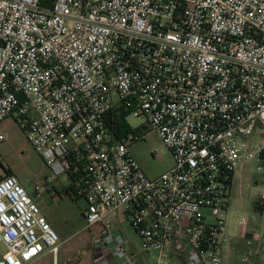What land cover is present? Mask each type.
Masks as SVG:
<instances>
[{
  "label": "built area",
  "instance_id": "2783aa9c",
  "mask_svg": "<svg viewBox=\"0 0 264 264\" xmlns=\"http://www.w3.org/2000/svg\"><path fill=\"white\" fill-rule=\"evenodd\" d=\"M119 106L169 149L159 176L131 151L144 136L108 127ZM9 117L100 225L96 263L135 264L107 218L118 209L155 264H221L234 178L251 161L264 175V0H0V125ZM0 244V264L59 251L13 174L0 178Z\"/></svg>",
  "mask_w": 264,
  "mask_h": 264
},
{
  "label": "crops",
  "instance_id": "0c3cea01",
  "mask_svg": "<svg viewBox=\"0 0 264 264\" xmlns=\"http://www.w3.org/2000/svg\"><path fill=\"white\" fill-rule=\"evenodd\" d=\"M9 119H13L20 124V120L15 117L5 119L0 125V134L3 133L6 138L7 136L4 129L6 120ZM0 167L2 168L0 169V174H2L0 178L8 174L17 176L21 184L36 198L42 213L55 230H60L62 222H69L68 219L64 220L66 219V202L69 197L73 199L77 197L75 200H78V205L84 217L80 229L60 234L61 240L57 255L49 248H46L39 256L24 262V264H98L95 262L98 250L93 240L100 234L101 227L100 225L87 227V222L83 213L84 202L81 201L76 192H74L75 187H73L72 179L68 175L52 176L44 161H42L40 169H17L12 166L6 167L0 159ZM246 170L247 169H240L241 175L235 176L230 198L234 190L235 182L238 181L241 185L244 178H246ZM36 183L43 185L44 189L40 195L35 191L34 187ZM71 187H73V190ZM260 212V215H255L251 225L248 224L247 226H243L241 224L240 229L237 231L234 229L233 225L231 228L229 227L227 211L229 240L224 247L221 264H232L231 258L238 252H240L239 255L241 256L245 253L249 256V260L243 264H264V209L260 210ZM107 218L116 232L122 233L124 224L130 226L127 216L121 210L116 209L111 211ZM87 228L90 229L88 233L86 232ZM127 231L128 236H124L126 238V248L133 256L134 263L155 264L156 257L142 251V243L136 233L132 229L130 230L129 227H127ZM84 232H86V234H84ZM82 234H84L83 237ZM103 253L111 259L110 252L107 249H103Z\"/></svg>",
  "mask_w": 264,
  "mask_h": 264
},
{
  "label": "rangeland",
  "instance_id": "374dc122",
  "mask_svg": "<svg viewBox=\"0 0 264 264\" xmlns=\"http://www.w3.org/2000/svg\"><path fill=\"white\" fill-rule=\"evenodd\" d=\"M127 121L134 128L141 127L146 122L145 118H137L132 114L127 116ZM4 132L7 138L0 142V159L4 165L17 169H40L43 160L28 140L19 122L13 119L6 120ZM131 151L145 173L152 178L159 176L173 163L169 149L154 130H150L143 139L133 142ZM242 169H247L246 178L241 185L238 181L235 182L228 210V225L230 228L233 225L237 231L241 227L242 219H246L247 225H251L255 215H260L257 198L264 193V175L256 170L254 162H248ZM77 201L69 197L66 202L64 220L68 219L69 222H62L60 230H56L59 238L61 233L73 232L82 227L84 217ZM127 227L132 229L131 226L124 224L122 233L125 237L128 236ZM89 231L87 228L86 232ZM0 251H4L2 244ZM239 254L240 252L231 258L232 264L240 263Z\"/></svg>",
  "mask_w": 264,
  "mask_h": 264
},
{
  "label": "trees",
  "instance_id": "16d2710c",
  "mask_svg": "<svg viewBox=\"0 0 264 264\" xmlns=\"http://www.w3.org/2000/svg\"><path fill=\"white\" fill-rule=\"evenodd\" d=\"M128 115H129V112L124 111L123 108L120 106L113 108L108 113V116H107L108 127L110 128L116 140H122L123 138H125V136L128 133H131V132L145 136L150 131V128L146 125H142L141 127H138V128L132 127L127 121ZM73 187H74V184H73ZM73 187H71L72 190H73ZM75 199H77V197Z\"/></svg>",
  "mask_w": 264,
  "mask_h": 264
}]
</instances>
